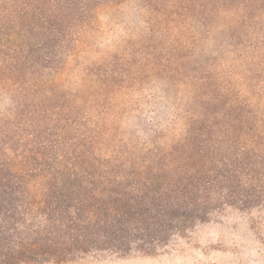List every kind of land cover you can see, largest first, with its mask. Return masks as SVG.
<instances>
[{"label":"rangeland","instance_id":"1","mask_svg":"<svg viewBox=\"0 0 264 264\" xmlns=\"http://www.w3.org/2000/svg\"><path fill=\"white\" fill-rule=\"evenodd\" d=\"M194 182L208 214L153 251L47 219ZM0 188L16 250L66 251L15 264H264V0H0Z\"/></svg>","mask_w":264,"mask_h":264},{"label":"trees","instance_id":"2","mask_svg":"<svg viewBox=\"0 0 264 264\" xmlns=\"http://www.w3.org/2000/svg\"><path fill=\"white\" fill-rule=\"evenodd\" d=\"M198 182L177 185L175 188L161 192L158 196H150L147 201H140L131 206L118 208L113 218L101 220L91 217L83 218V208L78 207L74 216L68 214L70 205L61 202L58 210L53 213L55 217H47L50 220V228L63 237L71 245H78V248L86 246L85 240L90 242H104L111 247L126 250L136 246L144 252L153 251L160 246L167 244L171 237L185 233L192 227L197 218L208 214V207L200 202L201 193H211L209 187L201 190ZM7 188H0V264H15L22 261L26 255L32 257L60 256L65 248L50 246L46 250L40 242L31 248L16 250L14 237L19 235V227L26 224L27 220L21 222L16 218L21 212L12 200ZM62 201V200H60ZM94 219V220H93ZM96 219V220H95ZM41 230L37 231L40 234ZM53 233V232H52ZM51 241V240H49Z\"/></svg>","mask_w":264,"mask_h":264}]
</instances>
